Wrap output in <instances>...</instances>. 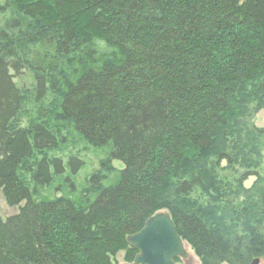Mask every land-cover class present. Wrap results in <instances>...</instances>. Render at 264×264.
<instances>
[{"label":"trees","instance_id":"16d2710c","mask_svg":"<svg viewBox=\"0 0 264 264\" xmlns=\"http://www.w3.org/2000/svg\"><path fill=\"white\" fill-rule=\"evenodd\" d=\"M1 14L0 190L18 211L0 216V264L133 262L127 238L164 210L203 264L264 259L251 155L264 140V0H0ZM80 142L101 165L82 177L86 160L58 152ZM238 158L253 169L233 177ZM223 160L230 196L201 205Z\"/></svg>","mask_w":264,"mask_h":264},{"label":"rangeland","instance_id":"374dc122","mask_svg":"<svg viewBox=\"0 0 264 264\" xmlns=\"http://www.w3.org/2000/svg\"><path fill=\"white\" fill-rule=\"evenodd\" d=\"M0 17L5 18L6 16H3L1 14ZM1 18H0V27H6L7 31H8L9 26L7 24H5V22H3V20ZM25 65H26V67H24V69H23V71H24L23 75H21L19 77V80L17 79V81H19V84H21V86L24 89V92H25L24 97L26 99L27 106L30 108V113H31L32 118H36L35 120H37L39 113H36L35 108L33 107L34 106L33 102L31 100L32 96H33V90L35 89L36 83H37V80L35 78L36 72L29 65H27V64H25ZM27 119H29V118H24L23 123H25V124L28 123ZM253 122L257 127L264 128V107H261L258 110L256 115L254 116ZM258 147H259L258 152H254L251 155H252V158H254L253 161H257V160L262 159L260 167L257 168V169H259L258 175H260V177H262V176H264V140H262L261 144L259 143ZM58 152L61 156H64L66 158L76 154V155H79L83 160H86L87 165H86L85 169L81 170L80 177L84 176L86 173L94 172V171L99 170L101 168L98 155L94 152V150L92 148L86 147L84 143H81V142H80V144L79 143H76V144L71 143L69 146H66L65 149H63L62 151L60 150ZM113 164L117 168L123 167V165H124V164H122V162L120 160H114ZM226 165H228L227 160H223L221 162V165H220V167H221L220 171L221 172L217 176H215L213 174H216L218 171L215 172L212 169H209L208 172L206 171L205 175L203 176L205 183L202 185V187L200 186L199 189H197L198 195L200 197H202V199L200 201L201 205H204V204H205V206L208 205L206 201H207L209 194H214L213 196L218 197L217 202L218 201L222 202L223 199L230 196V195L228 196L224 193L219 192L220 189L222 190L224 188V186L227 184V182H224L225 174H227L228 171H230V170H227V168L225 167ZM250 167L251 166L248 165L247 161L245 162V161L238 158V162L235 165V169L231 173L232 174L234 173L233 177H237L240 172L244 171L242 169H245V170L253 169V167L252 168H250ZM210 168H211V166H210ZM206 174H209V175H206ZM258 175L255 173L250 174V176L247 177V179H245L241 185L237 184V181H236L237 178H233L232 179L233 185H232V187L230 185L229 186H230V188H233L237 191L238 190L240 191V189H242V187H244V186L249 187L255 181H257ZM202 188H203V191H205V192L202 191ZM201 191H202V194H199V193H201ZM198 204H200V203L198 202V200H196V205H198ZM224 209L225 208H221V211ZM17 211H18V207H12L11 205H9V203L6 200L4 192L0 190V216L3 219H6L10 215L15 214ZM213 212L218 213V211H215L214 209H213ZM215 215H217V214H215ZM184 243H185V249H187V254L183 257L182 256L178 257L179 261L177 262V264H203L201 259L199 258V256H197L195 250L192 249L191 245L186 241H184ZM125 255L126 254L124 251H121V253H119L117 255V261H118L117 263L118 264H131V263H133V262L127 261ZM259 264H264V259L260 260Z\"/></svg>","mask_w":264,"mask_h":264},{"label":"water","instance_id":"95a60500","mask_svg":"<svg viewBox=\"0 0 264 264\" xmlns=\"http://www.w3.org/2000/svg\"><path fill=\"white\" fill-rule=\"evenodd\" d=\"M127 241L139 251L131 264H177L175 259L187 254L184 239L165 210L153 215L142 230L129 236ZM259 261L257 258L253 264Z\"/></svg>","mask_w":264,"mask_h":264},{"label":"flooded vegetation","instance_id":"af4514ba","mask_svg":"<svg viewBox=\"0 0 264 264\" xmlns=\"http://www.w3.org/2000/svg\"><path fill=\"white\" fill-rule=\"evenodd\" d=\"M256 259H257V258H256ZM259 259L262 260L261 258H259ZM254 261H255V260H254ZM177 262H178V260H177ZM177 262H176V263H177ZM259 262H260V261H259ZM252 264H253V263H252ZM258 264H259V263H258Z\"/></svg>","mask_w":264,"mask_h":264}]
</instances>
